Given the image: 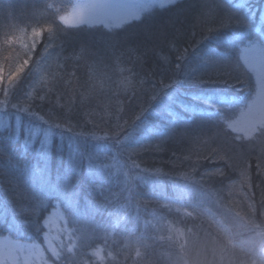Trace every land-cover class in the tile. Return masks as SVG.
I'll use <instances>...</instances> for the list:
<instances>
[{
    "label": "trees",
    "instance_id": "16d2710c",
    "mask_svg": "<svg viewBox=\"0 0 264 264\" xmlns=\"http://www.w3.org/2000/svg\"><path fill=\"white\" fill-rule=\"evenodd\" d=\"M222 1L229 6L241 5L236 0ZM254 3L263 9L264 0ZM211 5L214 6L200 0H180L173 5L152 8L121 29L110 32L103 28L81 29L70 33V46L84 41L95 48V56L89 61L112 60V55L142 80L136 86V96L127 101V114L122 119L128 123L118 137L121 145L109 136L93 132L85 124L84 94L86 81L90 79L85 61L63 78L62 73L72 67L71 61L69 67L66 63V70L55 74L44 87L48 90L55 86L52 102L57 110L53 114L60 117L56 123H65L73 132L28 114L17 116L0 107V237L41 242L46 232L45 220L59 204L57 201L64 206L54 187L67 182L77 195L76 220L112 225L119 218L116 227L89 231V234L98 231L100 236L87 240V252L95 247L108 252L110 259L104 264H171L180 234L187 236L190 230L197 229L207 248L219 254H228L229 242L236 249L245 244L252 247L264 244V237L252 233L245 220L246 217L258 223L248 213L246 193L259 174L257 157L264 152V136L237 139L226 125L232 118L228 111L235 109L229 105L246 102L247 93H251L250 98L254 93L252 74L238 63V56L247 41L262 39L264 26H260V18H247L246 24L232 23L220 28L218 22L223 13L221 9L212 11ZM55 7L61 9L62 15L68 11L69 0H57ZM242 12L244 15L245 8ZM41 15L46 13L37 7V0H0V70L5 76L15 55L22 52L17 42L7 41L12 37L19 40L21 29L30 32L28 24L33 17L38 19ZM32 26H44L45 30L51 26L49 35L52 36L57 30L50 22ZM113 41L118 42L117 48H107ZM184 49L188 53L179 60ZM176 64L180 65L177 82L152 101L131 127L141 106L147 107L153 94L152 85L160 80L171 83L160 70ZM217 70L229 72L233 79L215 78L211 73ZM195 76L201 79H193ZM30 79L26 77L16 87L17 95L24 91ZM237 79L245 80L243 90L237 89ZM3 99L0 94V100ZM222 111L223 118L219 120ZM35 132L38 134L33 140ZM54 132L47 148L42 149L43 137ZM71 140L78 143L79 151L75 152ZM246 160L250 165L247 177L243 174ZM225 161L234 169L231 180L223 193L214 191L212 196L219 206L230 208V214L214 209L197 214L190 207L175 204L207 206L209 194L188 180L198 178L195 174L204 171L211 177L224 175ZM41 178H47L46 182L40 183ZM13 185L30 197L44 199L40 233L16 214L11 203L15 196ZM157 198L163 200H153ZM101 204L107 207L101 208ZM62 208L67 212L71 209Z\"/></svg>",
    "mask_w": 264,
    "mask_h": 264
},
{
    "label": "rangeland",
    "instance_id": "374dc122",
    "mask_svg": "<svg viewBox=\"0 0 264 264\" xmlns=\"http://www.w3.org/2000/svg\"><path fill=\"white\" fill-rule=\"evenodd\" d=\"M180 0H177V2ZM233 1V0H232ZM239 1L237 4H241L245 8V17L250 18L252 20L260 18L261 24L260 26H264V7L263 9L259 8L257 4V0H236ZM203 3H212V11L214 9L220 10L223 14L228 11L225 8V3L222 0H200ZM102 3H118L123 5H135L144 7L139 9H103V8H86V7H78L89 4H102ZM168 5L167 0H69V8L66 13L63 14H72L74 11L84 14H91L96 17H119L124 15L128 11H139V18L155 7H165ZM62 14V15H63ZM136 20V19H133ZM133 20H127L123 24H118L116 19H112L113 26L111 28L105 27H97L103 28L107 31H113L116 29H121L126 26V24L132 22ZM61 23V22H60ZM66 29L69 26L61 23ZM30 33V32H28ZM23 33L19 37L21 39L23 37ZM256 45V49L252 51L245 52V48H251L249 42ZM247 41L242 48H240L238 63L243 65L251 74L255 82L254 93L250 98L249 102L254 101L253 106V114L258 113L262 108H264V73L260 70L258 64L255 67H249L247 63H245V58H251L254 56H258L257 49L264 48V35L262 39L259 41ZM23 51V47L20 43H18ZM111 59H101V62H93L87 60L86 69L88 70L89 80L86 81L88 85L86 87V92L84 94V101L86 103V113H85V124H87L93 132L101 134L105 136V132L109 133V137H112V132L116 131L117 126L121 127L123 130L125 129L126 123L125 120L122 119L123 115L127 114V101L129 98L136 96V86H139L142 83L141 78L136 77L132 71L126 68L123 64H121L120 59L112 57ZM70 61L67 62L69 67ZM76 67H71L66 70V63L63 60L60 61H52L51 66L43 73L42 83L37 84L33 89L34 95L37 93V90L41 87H46L47 84L54 78L55 74H58L62 71V77L68 72H74ZM4 72V71H3ZM208 81V79L203 80V82ZM245 80H242L240 83H236L237 89L243 90L245 87ZM223 84H225L223 82ZM244 85V86H243ZM245 103V102H243ZM243 103H233L229 106H234L235 109L228 111L232 118L227 121V127L229 124H234V127H228V129L233 132L237 137L243 139H250L251 137L247 136L243 129L246 126V121L250 118L247 115L248 109L243 108L241 105ZM244 112L245 115L242 116L241 113ZM123 132V131H122ZM38 133H34L33 140L37 137ZM43 137L41 144L42 149H46L50 140H52L53 135ZM75 138V137H72ZM72 141V140H71ZM70 143V142H69ZM73 143L75 147V152L79 151L78 143L74 140ZM46 151V150H44ZM47 178H41L40 183H45ZM65 181V179H64ZM68 183L60 182L56 187H54L55 194L58 195L64 202L63 204H57L56 207L51 211L47 219L45 220L46 232L44 238L41 242L37 243H26L21 241H16L11 237L1 236L0 237V249H5L10 257L16 256V249L23 248L24 251L20 254L24 258L25 264H47V260L50 256L52 248H56L57 250H62L64 246L69 243V234L72 232V226L68 223L67 215L63 211L62 207H71L70 213L75 219V206H76V193L72 191ZM52 191L49 190L47 192V196ZM62 206V207H61ZM174 233V232H172ZM100 233L98 231L89 234L87 236V240L96 239ZM103 236V233L101 232ZM72 241H75L79 246V239L77 236H72ZM35 245V247H33ZM93 253H96L95 255ZM90 264H104L107 260L110 259V255L107 252H103L100 247H95L90 251ZM107 258V259H106ZM106 259V260H105Z\"/></svg>",
    "mask_w": 264,
    "mask_h": 264
},
{
    "label": "clouds",
    "instance_id": "9594fccd",
    "mask_svg": "<svg viewBox=\"0 0 264 264\" xmlns=\"http://www.w3.org/2000/svg\"><path fill=\"white\" fill-rule=\"evenodd\" d=\"M56 2L57 0H51V2L50 0H37V5L43 11V13H46V15H41L38 19L36 17H33L32 23L28 24V28L30 30L33 27V23H39L42 25L45 22H50L51 24H55L57 26L55 36L49 35V31L45 30L43 39L38 40L35 46H33L30 50L23 47V51L18 52L15 55V58L12 60V63L8 68V75L5 76L3 70H0V75L5 78V90L8 93V106L5 111L14 112L17 114V116H19L20 114H28L29 116L34 117L40 121H44L51 126L61 128L58 127L56 123V120L60 117L53 114L57 110L56 104L52 102V95L55 93V86L52 89L48 90H45L43 87L39 88L37 90L38 94L33 100H31L32 103L28 111L23 110V105L25 103H29V95L33 92V89L37 84L42 83L43 73L51 66L52 61L63 60L65 63H67L68 61L73 60L74 57L79 54L82 48L87 47L91 48L92 50L95 49L89 43L84 41H81L78 45L70 46L69 36L72 31L81 29L92 30L101 26L105 28L106 26L103 22H97L94 24L83 23L73 28L65 29L61 27L59 23L57 17V8L49 7L50 4L55 5ZM175 2H177V0H175ZM25 61H27V63L25 64L24 71L21 73L19 79L16 80L13 87L8 88L7 77L10 73H13L16 70L19 64L24 63ZM257 64L260 70L264 71V67H262L259 63ZM177 71L178 70L174 69V67L170 66L167 69H161L160 73L163 75H167V77H171L174 74L177 76ZM26 77H31V79L29 80L24 91L21 94L17 95L15 93V89ZM247 94L248 99L241 106L247 109L253 108L254 101L249 102L251 93L249 92ZM14 105H18L19 107H14ZM41 112H43L44 115L40 116L44 117V119H41L40 116L32 114H40ZM45 116L48 117L47 120H45ZM135 122L136 121L132 123L131 127H133ZM111 140L115 141L116 144L121 145L115 137H111ZM224 164L226 172L220 177H211L208 175L207 171H204L195 174L198 178L188 180L201 186L209 194L210 201L207 206L201 207L196 204L170 202L190 207L197 214H199L202 210L210 211L213 209L221 214H230L231 209L219 206L217 204V201L213 199L212 196V193L214 191L216 193H223V191L228 186V182L231 180L230 174L234 171V169L227 161H225ZM257 171L259 174L256 175L253 184L248 188V192L246 193V207L248 209V213L254 218V221H258V223L254 222V224L258 227L250 229V231L254 234L264 231V172H261L259 170ZM168 176L180 177L179 175ZM72 191L75 192V188H73ZM13 192L15 193V196L11 203L16 214L24 218V223L33 224L36 230L40 233L41 227L43 226V219L40 218V211L43 207V203L41 202H44V199L42 197L36 196L30 197L15 185H13ZM153 200L159 201L163 199L157 198ZM57 203L61 205V202L59 200L57 201ZM101 208L106 207L101 204ZM30 209H35L36 211H28ZM65 213L67 215L68 223L72 226V235L79 236V246L76 248L75 254H73L71 251L66 250L58 264H90V257L87 252V236L89 231L100 228H111L114 226L116 227L117 221H115V223L112 225H101L89 220L85 224L74 219L73 216L67 211H65ZM199 232L200 229H197L196 232H192L190 230V233H195L200 236ZM81 233H84V235H80ZM17 238L21 239L19 237ZM36 238H39V236ZM69 243L76 242L71 240L69 241ZM229 246L230 247L228 254H219L215 249L207 248L206 253L202 257V259L200 261L194 262V264H264V244H261L257 247L247 246V244H245V246L236 249V246L231 245V242H229ZM23 251V248H17L16 256L10 257L5 249H0V264H25L24 258L20 255Z\"/></svg>",
    "mask_w": 264,
    "mask_h": 264
},
{
    "label": "snow or ice",
    "instance_id": "6c2138e0",
    "mask_svg": "<svg viewBox=\"0 0 264 264\" xmlns=\"http://www.w3.org/2000/svg\"><path fill=\"white\" fill-rule=\"evenodd\" d=\"M168 4H175V0H167ZM39 8V6L37 5ZM49 7H55V5H49ZM78 7H86V8H103V9H124V8H131V9H139L144 7L143 5L141 6H127L123 4H118V3H102V4H89V5H84V6H78ZM225 8L228 9L227 12L222 14L220 20H219V27H225L228 26L232 23L236 24H246L247 18L243 15L242 12V5H225ZM61 9L57 8V17L59 22L63 23L64 25L69 26V28H73L75 26H78L83 23H90L94 24L97 22H103L106 27L111 28L113 26L112 24V19H116L118 21V24H123L127 20H133V19H139L140 13L139 11H128L124 15L119 16V17H96L91 14H84V13H79L77 14L75 11L72 14H63L60 15ZM47 30L49 33H51L52 28L51 26H48ZM211 32L212 30L209 29ZM21 32L24 34L23 37L19 40H17L16 37H12L10 40L7 42L11 44L13 41L20 43L22 47L25 49H31L33 46L36 45L38 40L43 39L44 34H45V27L44 26H38V27H32L30 30V33H28L26 30L21 29ZM264 44V42H261ZM249 44L251 45V48H245V52L252 51L253 49H256V45L252 44L250 41ZM118 45L117 41H113L109 43L106 47L110 49H116ZM258 51V56H254L251 58L246 57L245 58V63L248 64L249 67H255L257 63H259L262 67H264V48H259L257 49ZM188 53V49H184V53H182L179 57V60H183L184 57L186 56L185 54ZM95 56V53L91 48H82L79 52L78 55L74 57L72 62V67H79V63L81 61H87L88 59L92 58ZM166 59V58H165ZM139 60V57H138ZM27 61L24 63H21L17 66L16 70L13 73H10L9 76L7 77V86L8 88H11L14 86L16 80L19 79L21 73L24 71V67ZM174 69L178 70L180 68L179 64H176L173 66ZM264 73V71H262ZM74 75V73H73ZM188 74L185 73V76ZM212 76H214L217 79H225V80H230L233 79L231 74L229 72H222V71H215L211 73ZM177 76L174 74L171 77H167L171 83H165L163 80L158 81L156 84L152 85L151 92L153 93L148 101H147V107L141 106L139 114H135V121L139 120L141 116L147 111V109L151 106L152 101L156 100L158 96H160L166 89H168L172 84H175L177 82ZM4 77L0 75V94L4 96L3 100H0V107L7 108L8 106V93L5 90V85H4ZM193 79H201V76H195ZM151 83V81H149ZM241 81L237 79V83H240ZM36 95L32 92L28 99L29 101L33 100ZM14 107H19L18 105H14ZM231 107V106H229ZM30 108L29 103H25L23 105V110L28 111ZM33 115L40 116L39 113H32ZM224 111L221 112V115L219 117V120L223 118ZM242 116L245 115L244 112L241 113ZM247 115L250 117L246 121V126L243 129L245 134L249 137L254 136V135H259V136H264V108H262L258 113L253 114V108H249ZM41 119H44V117L40 116ZM127 124L128 121H125ZM58 127L65 128L67 127V130L73 132V128L66 125L65 123H57ZM228 127H234V124H229ZM123 131V129L119 126H117L116 131L112 132V137H115L119 143L121 141L118 139L120 133ZM46 134V139H47ZM84 135V134H81ZM109 133L105 132V136H108ZM128 137L126 136L125 139ZM239 139V137H237ZM258 163H257V170L264 172V152H262L258 157H257ZM245 169L243 174L245 177H247V167L250 166L248 161L246 160L245 162ZM191 179H194L192 177ZM251 185H249L250 187ZM43 203V202H41ZM104 207H107V205H103ZM28 211L35 212V209H30ZM191 215V213H189ZM245 220L248 224V226L251 228L258 227L254 224L253 221L247 220L245 217ZM119 218L117 219V223H119ZM115 227V226H114ZM43 230V226L41 227V231ZM105 232L107 233V230L105 229ZM262 237H264V231H261L258 233ZM80 235H84V233H81ZM72 232L69 234V240H72ZM79 239V236H77ZM137 243H139L142 247L147 249V245L144 244L142 240H138ZM35 247V245H33ZM78 247L76 243H68L62 250H57L56 248H52L50 256L47 260V264H58V262L62 259L64 252L66 250L71 251L73 254H75V250ZM207 250V245L204 241L203 238H201L199 235L195 233H190L189 235L185 236L183 233L180 234V239L178 241V250L175 256V259L171 261V264H194V262L200 261L202 257L205 255ZM94 255L96 253H93ZM141 253L138 251L137 255H140ZM147 254V253H145Z\"/></svg>",
    "mask_w": 264,
    "mask_h": 264
}]
</instances>
